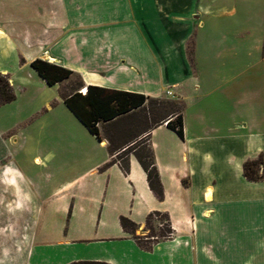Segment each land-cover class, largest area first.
<instances>
[{
    "label": "crops",
    "instance_id": "crops-1",
    "mask_svg": "<svg viewBox=\"0 0 264 264\" xmlns=\"http://www.w3.org/2000/svg\"><path fill=\"white\" fill-rule=\"evenodd\" d=\"M263 44L264 0H0V74L16 94L0 106L13 110L0 116V264H264V178L243 175L264 161ZM37 59L84 87L182 100L183 139L165 124L139 138L162 200L133 155L123 173L105 137L31 68ZM31 111L76 145L22 154L37 166L34 189L4 162L15 153L5 135ZM154 213L168 217L167 239L147 235Z\"/></svg>",
    "mask_w": 264,
    "mask_h": 264
},
{
    "label": "trees",
    "instance_id": "trees-1",
    "mask_svg": "<svg viewBox=\"0 0 264 264\" xmlns=\"http://www.w3.org/2000/svg\"><path fill=\"white\" fill-rule=\"evenodd\" d=\"M264 53V44H263ZM31 68L45 80L49 86L60 85L66 80L75 78L76 85L72 87V92L66 93L59 91L60 98L66 107L73 115L94 135L98 140H101L100 124H105L104 128H113L124 118H130L135 112L145 110L147 104H152L153 107L149 110L148 117H144L145 130L139 132L133 138L121 143L113 144L110 137L105 139L108 142V152L111 156H115V162H118L123 173H128L129 156L133 155L139 165L146 174L147 182L150 190L154 193L157 199L162 200L163 190L160 182L159 174L154 162L153 152L150 147L138 152V148L144 146V138L139 139L142 135L149 133L154 128L166 123L167 128L173 130L181 139H183V110L184 103L181 109L171 108L164 110V104H173L176 101L163 99H152L142 94L111 90L97 86H87L85 94L82 95L79 89L85 88L81 78L73 71L64 67L51 64L42 60H35L31 63ZM15 99V94L6 76L0 74V106L12 102ZM171 102V103H169ZM164 111V115L156 117V113ZM150 116V117H149ZM264 161L263 157L259 156L255 160L247 161L243 164V175L251 182H258L264 178ZM161 215L159 213L151 214L147 219V229L153 217ZM167 223L166 230L159 235L151 234L149 237L155 240L167 239L171 235V228L168 224V217L162 215ZM122 228L131 234H134L136 225L126 218L120 220ZM160 238V239H159ZM139 241L140 239L136 237ZM140 243V241H139ZM148 248V247H145ZM93 264V263H80ZM103 264V263H95Z\"/></svg>",
    "mask_w": 264,
    "mask_h": 264
},
{
    "label": "rangeland",
    "instance_id": "rangeland-1",
    "mask_svg": "<svg viewBox=\"0 0 264 264\" xmlns=\"http://www.w3.org/2000/svg\"><path fill=\"white\" fill-rule=\"evenodd\" d=\"M75 78H71L69 80L64 81L59 85V91H63L66 93L72 92V87L76 85ZM82 89H79V92ZM16 95V94H15ZM30 95V94H29ZM26 93L20 94V105L22 111H29L27 101L30 100V96ZM166 99H163V101ZM173 101V100H170ZM173 104H164V110H169L171 108L174 109H181L182 107V100L174 99ZM153 107L152 104H147L145 110H139L135 112L136 114L132 115L130 118H124L119 120L113 128H103L102 124L99 129L100 135L103 137H110L112 138L113 144L121 143L123 141L129 140L137 135L139 132L145 130L146 126L144 124V117H148L150 108ZM13 110L10 108H6L4 113L2 112L0 116L2 118H7ZM37 111H31L30 114L24 119L23 123L20 124L18 127H14L11 133L5 135L4 140L8 142L10 137L14 138L13 143H9V149L12 152H15L12 157L6 159L4 162H12L13 166L20 172L19 179H22L26 185L30 186V188L34 189L37 184H40L41 181L39 180L40 177L37 174V166L31 160V156L23 157L22 154L24 153H31L32 150L40 149L41 154L46 153L48 149H52L55 152H61L62 150H69L75 147V142L73 140H65L60 135L54 134L50 135L47 130L46 132V124L44 123L43 118L40 115L36 114ZM164 115V111H159L156 113V117H160ZM150 117V116H149ZM39 133V135L36 133ZM50 132V129H49ZM47 134V135H46ZM144 146L138 148V152H141L143 149H147L149 146L148 138H144ZM38 146V147H36ZM24 151V152H23ZM22 185V184H21ZM24 188L25 185H24ZM158 225H161L162 228H159ZM167 223L162 215H158L152 218L149 223V228L153 229L149 233L153 235H159L160 232L164 234L166 230ZM139 235V234H138ZM146 235V236H147ZM160 239V238H159ZM142 244L147 243L142 241ZM147 245V244H145Z\"/></svg>",
    "mask_w": 264,
    "mask_h": 264
},
{
    "label": "built area",
    "instance_id": "built-area-1",
    "mask_svg": "<svg viewBox=\"0 0 264 264\" xmlns=\"http://www.w3.org/2000/svg\"><path fill=\"white\" fill-rule=\"evenodd\" d=\"M80 93H81L82 95H84V94H85V92H84V90H83V89L80 91ZM167 93L169 94V92H167ZM165 125H166V123H165Z\"/></svg>",
    "mask_w": 264,
    "mask_h": 264
},
{
    "label": "bare ground",
    "instance_id": "bare-ground-1",
    "mask_svg": "<svg viewBox=\"0 0 264 264\" xmlns=\"http://www.w3.org/2000/svg\"><path fill=\"white\" fill-rule=\"evenodd\" d=\"M83 90H84V92H85V91H87L86 87H85V88H83Z\"/></svg>",
    "mask_w": 264,
    "mask_h": 264
}]
</instances>
